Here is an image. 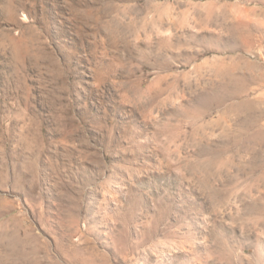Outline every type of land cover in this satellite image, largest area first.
<instances>
[{
    "label": "rangeland",
    "instance_id": "obj_1",
    "mask_svg": "<svg viewBox=\"0 0 264 264\" xmlns=\"http://www.w3.org/2000/svg\"><path fill=\"white\" fill-rule=\"evenodd\" d=\"M0 264H264V0H0Z\"/></svg>",
    "mask_w": 264,
    "mask_h": 264
}]
</instances>
